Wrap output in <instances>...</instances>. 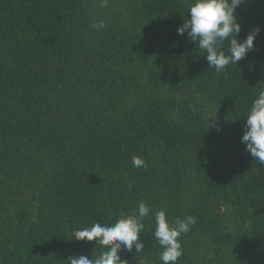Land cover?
Listing matches in <instances>:
<instances>
[{
    "label": "trees",
    "instance_id": "obj_1",
    "mask_svg": "<svg viewBox=\"0 0 264 264\" xmlns=\"http://www.w3.org/2000/svg\"><path fill=\"white\" fill-rule=\"evenodd\" d=\"M203 192L233 212L181 217ZM225 222L264 264V0H0V264H176Z\"/></svg>",
    "mask_w": 264,
    "mask_h": 264
},
{
    "label": "rangeland",
    "instance_id": "obj_2",
    "mask_svg": "<svg viewBox=\"0 0 264 264\" xmlns=\"http://www.w3.org/2000/svg\"><path fill=\"white\" fill-rule=\"evenodd\" d=\"M219 115L214 114L213 112L203 113V120L207 123L208 129L214 128L213 124L218 120ZM168 181V180H166ZM167 184V183H166ZM185 190V188H184ZM203 189H199L198 192H201ZM197 192V193H198ZM234 201L232 198L221 194L220 192H203L196 197L189 193H185L183 197L179 198L176 202V208L181 210V217H186L188 219L191 217L194 220L202 219L199 214L196 212H190L192 209L197 210L196 208L202 207L206 215L212 213L217 215L216 217H227L233 212ZM182 207H178V206ZM207 209V210H206ZM205 216V214H203ZM204 230L198 232L197 242H193L194 238H187L183 236H168V239L165 237L162 239L166 247H160V253L157 259H163L160 255L170 253L168 260L171 263L176 264H237V253L236 247L234 245L235 228L229 223L225 222L222 224L221 228L217 233H213L206 227ZM182 244V247L177 254H174L173 247L177 248ZM194 244L196 250L192 254L185 251L184 245ZM173 250V251H172ZM158 255V253H157ZM177 255V256H176Z\"/></svg>",
    "mask_w": 264,
    "mask_h": 264
}]
</instances>
